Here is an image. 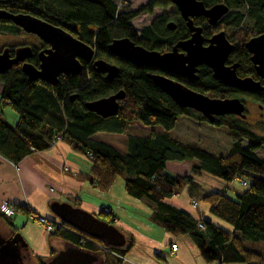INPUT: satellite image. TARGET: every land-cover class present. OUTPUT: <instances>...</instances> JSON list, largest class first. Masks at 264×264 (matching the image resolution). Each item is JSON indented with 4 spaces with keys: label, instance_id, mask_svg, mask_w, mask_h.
Returning a JSON list of instances; mask_svg holds the SVG:
<instances>
[{
    "label": "trees",
    "instance_id": "1",
    "mask_svg": "<svg viewBox=\"0 0 264 264\" xmlns=\"http://www.w3.org/2000/svg\"><path fill=\"white\" fill-rule=\"evenodd\" d=\"M119 1L0 0V9L14 14H29L62 28L91 45L96 60H103L119 69L115 78L107 80L104 74L83 66L79 74L62 76L54 86L30 81L21 72L20 65L0 74L3 87L0 107H10L18 117L15 125H10L0 110V156L16 165L56 142H65L89 159L91 167L86 179L92 187L107 193L121 178L129 196L146 198L151 203V218L166 234L174 238L188 236L207 263L264 264V250L258 248L264 246V161L255 154L264 144L246 129L243 122L235 121L233 115L218 117L210 123L199 113L181 108L153 83L151 76H167L213 99H226L232 95L245 97L249 93L230 90L213 79L206 67L200 68L197 80L189 81L159 69L133 65L110 53L108 45L122 37L147 49L163 52L162 46L170 47L188 34L182 19L176 16L172 19L180 23V30L170 32L167 28L170 18L164 11L142 27L139 33L132 26L131 20L141 12L152 13L156 7L165 9L171 0H148L137 10H130L127 4L120 8ZM201 1L206 7L225 3L234 11L236 24L242 19L238 10H244L260 23L262 7L260 5V10H257L254 3H264V0ZM0 23L11 24L20 33H0L1 50L26 44L24 38L28 34L20 27L6 19H0ZM29 62L36 64L33 60ZM119 91L124 93V99L119 102L115 116L104 119L86 110V103ZM261 102L264 105V100ZM179 117L226 128L235 140L230 151L224 157H217L195 143L174 138L172 131ZM129 125L131 134L127 135ZM118 136L122 138L121 142ZM243 141L246 142L245 147ZM171 161L190 163L192 174L169 175L165 165ZM203 172L225 182L238 179L246 184L245 189L233 197L203 191L198 194L210 214L228 228L201 216L194 218L165 201L180 194L187 186L197 187L194 176ZM16 211L32 215L27 208L19 207ZM0 219L8 224V218L2 213ZM198 223L204 226L203 230L198 228ZM59 225L62 229L49 233V240L68 241L90 253L101 252L104 256L102 264H122L132 244L128 241L125 248L109 247L102 240L92 238L64 221ZM84 238L105 249L91 243L82 244Z\"/></svg>",
    "mask_w": 264,
    "mask_h": 264
},
{
    "label": "water",
    "instance_id": "2",
    "mask_svg": "<svg viewBox=\"0 0 264 264\" xmlns=\"http://www.w3.org/2000/svg\"><path fill=\"white\" fill-rule=\"evenodd\" d=\"M177 6L182 19L190 31V37L179 40L168 51L147 49L135 44L127 37L114 39L109 45L110 53L117 55L136 66L152 67L168 74L195 80L200 65L209 67L213 78L223 85L238 88H254L250 79H239L235 75V68H227L224 63L231 49V44L224 32H218L203 45L201 27L193 23V17L204 16L210 24H214L222 15L227 13L225 3H216L205 7L201 0H172ZM0 19L12 21L24 32L39 37L50 45L49 48L39 51V67L26 62L31 54L30 46H18L10 58L9 48L0 51V74L8 72L13 66L21 64V72L30 81H41L51 86L58 83L59 78L67 75H77L82 69L81 61L91 63L97 73L106 75L107 80L115 78L119 69L103 60L94 59L95 51L91 45L84 43L71 33L54 26L40 18L25 13H9L0 9ZM174 22H167L172 29ZM252 53L251 61L264 72V19L263 33L251 38L246 46ZM264 75V74H262ZM264 77V76H262ZM153 83L169 96L181 108H188L199 113L208 122H215L216 118L234 115L245 118L244 106L238 99H213L197 93L186 86L160 74L151 76ZM264 90V89H263ZM75 97L72 96L73 100ZM124 99L122 91L107 98L85 104L87 111L101 118H110L117 114L119 102ZM60 220L70 224L86 235L102 240L109 247H121L125 243L124 236L113 226H110L97 217L70 205L57 206L55 213ZM27 244L18 233L5 239L0 235V264H25L23 251ZM95 257L80 248H69L57 253L45 264H93Z\"/></svg>",
    "mask_w": 264,
    "mask_h": 264
},
{
    "label": "crops",
    "instance_id": "3",
    "mask_svg": "<svg viewBox=\"0 0 264 264\" xmlns=\"http://www.w3.org/2000/svg\"><path fill=\"white\" fill-rule=\"evenodd\" d=\"M134 19L131 20V24ZM1 91L2 88L0 93ZM176 123L177 120L172 133L176 129ZM90 167L89 159L62 141L52 144L44 151L25 157L16 165L0 156V204L5 202L14 211L12 217L8 218V224L4 219L0 222L4 225L5 232L15 230L22 235L27 244V252L31 253L39 264H45L61 251L77 248L68 241L49 240V234L34 220L35 216H41L60 224L62 220L55 213L57 206L62 204L80 209L116 228L125 239L124 245L119 248L127 247V242L132 241L122 264H214L207 263L201 258L197 247L188 236L174 238L166 234L151 218L153 209L151 203L147 199L139 200L129 196L125 191L124 182L116 180L107 193H101L92 187L86 179ZM165 170L172 176L192 174L191 164L188 162H167ZM194 179L197 187L187 186L180 194L165 200L166 203L178 210L186 211L194 218L201 216L223 228H228L215 219L210 214L208 206L199 200L198 194L201 191L213 190L209 185L199 183L195 176ZM205 180L214 182L207 176ZM222 186L225 189L226 186ZM221 193L229 196V190ZM141 201L146 204H140ZM192 201H196L197 210L192 208ZM19 207L27 208L32 215L17 212ZM102 209H109L110 213H103ZM135 215L142 221L133 222L132 216ZM102 216L109 220L101 219ZM32 231H39L40 235L32 239ZM172 243L177 246L176 252L170 249ZM91 254L95 257L93 264H102L104 256L101 252Z\"/></svg>",
    "mask_w": 264,
    "mask_h": 264
},
{
    "label": "flooded vegetation",
    "instance_id": "4",
    "mask_svg": "<svg viewBox=\"0 0 264 264\" xmlns=\"http://www.w3.org/2000/svg\"><path fill=\"white\" fill-rule=\"evenodd\" d=\"M172 4L175 6L176 17L182 19L181 14H180L177 6L171 0V3L169 5H172ZM260 5L262 7V10L259 9ZM254 7L257 10H260L259 11L260 23L256 22L254 20V18L249 17L246 14V12L243 13L241 10L240 11L238 10V12L242 13V19L238 24H236L235 20L237 17L233 16L234 11L230 10L229 7H228L227 13L222 15L214 24H210L208 22L207 18L204 16L193 17V21H194L195 25L200 26L202 29V31H201L202 38H203L202 42H203V45H205V46L209 44L208 40L213 35L217 34L218 32H221V31L225 33V37L227 38V40L231 44L230 52L227 56V60L224 63L225 67H227V68L234 67L235 68V75L237 78H239L241 80L250 79L252 81L253 86H254V88H238V87L224 85L227 88H229L230 90H233L235 92L236 91H246L249 93V95H247L245 97H237V96L232 95L231 97L226 98V99H238L243 104L244 110H245L244 111L245 118L235 116V119H238L240 122H243L247 126L246 129H248V131H250L257 138L258 141H261L264 144V105H262V102H261L262 100H264V90H263L264 89V77H262V76H264V75H262V74H264V72L261 70L258 71V69H256L258 66L256 64H254V62L251 61L252 53L246 47L247 42L251 38H255V37L259 36L261 33H263L264 3L263 4H262V2H258V4L254 3ZM237 15L239 16L240 14L237 13ZM245 20H247L246 23L249 22L251 24V26L254 28V30L250 31L247 28V25H246V27L244 26ZM168 21H173L175 23V30H170L167 27L169 29V31L173 32V33H177L181 27L180 23H177L174 19H169ZM182 21H183V25L187 28L186 22L183 19H182ZM257 24L259 25V28H258ZM187 31H188V34L183 39H180V40H184V39H187L190 37L191 33H190L188 28H187ZM27 34H28V36H25V38H24L26 40L25 45L30 46L31 54H30L29 58L26 59V62L31 64L29 61L33 60L36 62V64L35 65L31 64V65H33L35 67H39V63H40L39 62V55H38L39 51L49 48L50 45L48 43L44 42L43 40H41L39 37H37L34 34H31V33H27ZM178 41L179 40H176L173 45H175V43ZM172 46L167 47L166 50H163V52L170 50L172 48ZM14 50H15V48H13V49L9 48L10 58H13ZM0 51H1V49H0ZM94 59H95V55H94ZM81 64L83 66H88V67H91L93 69L91 63H85V62L81 61ZM18 65H20V67H21L20 63ZM202 67H206L207 70L210 72L209 74L213 78L211 69L205 65H200L197 68V70H198V72L196 74L197 78H198V74L200 73V68H202ZM100 74H102V73H100ZM104 76L106 77L105 74H104ZM165 77H167V76H165ZM178 77L189 80L185 77H181V76H178ZM197 78L195 80H197ZM169 79H171V78H169ZM172 80H174V79H172ZM174 81H176V80H174ZM189 81H194V80H189ZM176 82H178V81H176ZM180 84H182V83H180ZM248 105H252L256 109H258V111H259L258 116H254L253 119L249 118V114H248V110H247ZM263 146L264 145H262L261 147H263ZM12 234H14V233L12 232L9 235H5V236H3L1 234L0 235L5 239H9ZM26 251L27 250L23 251L24 262H25V264H31L30 257L27 255L25 256V254L27 253Z\"/></svg>",
    "mask_w": 264,
    "mask_h": 264
},
{
    "label": "rangeland",
    "instance_id": "5",
    "mask_svg": "<svg viewBox=\"0 0 264 264\" xmlns=\"http://www.w3.org/2000/svg\"><path fill=\"white\" fill-rule=\"evenodd\" d=\"M148 0H120L118 2V6L121 8L124 4L129 6L130 10H137L139 9L142 5H144ZM164 11L170 19L176 16V11H175V6L168 5L165 9L161 7H156L153 9L152 13H147V12H141L137 17H135L133 24L134 29L139 33L140 30L142 29L143 26L147 25L150 23V21L153 19V17L158 13H161ZM244 13V10H241ZM247 20L244 22V26L252 31L254 28L251 26V24L248 22L246 23ZM13 33L14 35H19L16 28H13L11 24L7 23H0V33ZM167 46H162V50H166ZM3 88L2 85H0V89ZM1 111L3 113L4 119L10 124V125H15L17 122V115L16 113L10 108V107H2L1 106ZM249 118L253 119L254 116H258V109L253 107L252 105L247 106ZM238 119H235L237 121ZM177 126L175 131L172 133L173 137L178 139L179 141L183 142H190V143H195L199 145L201 148L205 149L206 151L212 153L213 155L217 157H224L231 149V146L233 142L235 141L228 133V130L224 127H217L214 125H210L207 123H196L195 121L188 119L187 117H179L177 119ZM247 127V126H246ZM126 134H131V125L128 126L126 130ZM186 137V138H184ZM117 139V138H116ZM99 140H102V137L99 138ZM110 140V139H108ZM113 141V140H111ZM243 146H246V142H242ZM256 156L264 161V146L255 151ZM196 162V161H195ZM210 177L214 180V182H211L210 180H205V177ZM199 181V183L202 184H207L210 186V189L213 190L212 192L214 193H221V192H226L229 190V197L234 196L235 193H239L245 189V182H241L238 179H235L232 182H225L219 179H215L212 176L208 175L206 172L200 173L195 176ZM117 182H123L121 178L117 179ZM222 185H225V189L223 188ZM221 191V192H218ZM225 194V193H224ZM144 200L146 198H143ZM140 200V199H139ZM196 202V201H195ZM145 203L144 201H141L140 204ZM146 204V203H145ZM192 208L194 210L198 209V206L193 207V204L191 202ZM133 217V222L137 221L140 222L142 221L141 218H138L136 215ZM101 219L107 221L109 220L107 217L102 216ZM1 220V219H0ZM130 223V222H129ZM37 224V223H36ZM13 232V231H12ZM10 232V233H12ZM9 232H5V227L2 225L0 222V234L5 236L9 235ZM32 239H34L35 236L40 235L39 231H32ZM21 235V234H20ZM22 236V235H21ZM174 244V243H172ZM256 245H261V244H256ZM259 250H264V246H258ZM171 249V246H170ZM28 251V250H27ZM26 251V252H27ZM172 251V250H171ZM173 252V251H172ZM264 252V251H263ZM28 253V252H27ZM25 254V256H29L31 259V264H37L38 261L32 257L31 253ZM30 254V255H29ZM39 264V263H38Z\"/></svg>",
    "mask_w": 264,
    "mask_h": 264
},
{
    "label": "built area",
    "instance_id": "6",
    "mask_svg": "<svg viewBox=\"0 0 264 264\" xmlns=\"http://www.w3.org/2000/svg\"><path fill=\"white\" fill-rule=\"evenodd\" d=\"M192 204H193V207L197 206V203L195 201H192ZM102 212L103 213H110V210L109 209H102ZM0 213H2L5 217L9 218V217H12L14 211H13L12 207H10L7 203L4 202V203L0 204ZM34 220L47 233H51V232H54L55 230H61L62 229V226L59 225L58 223H54V222L47 220L46 218L41 217V216H35ZM198 228L203 230L204 226L201 223H198ZM81 243L82 244L83 243H91L92 245H94L98 248L105 249V247H102V246L94 243L93 241H91L89 239H83L81 241ZM171 250L173 252L177 251L176 244H171Z\"/></svg>",
    "mask_w": 264,
    "mask_h": 264
},
{
    "label": "bare ground",
    "instance_id": "7",
    "mask_svg": "<svg viewBox=\"0 0 264 264\" xmlns=\"http://www.w3.org/2000/svg\"><path fill=\"white\" fill-rule=\"evenodd\" d=\"M203 2V1H202ZM193 23H194V21H193ZM170 30H175V24H174V27L172 28V29H170Z\"/></svg>",
    "mask_w": 264,
    "mask_h": 264
},
{
    "label": "clouds",
    "instance_id": "8",
    "mask_svg": "<svg viewBox=\"0 0 264 264\" xmlns=\"http://www.w3.org/2000/svg\"><path fill=\"white\" fill-rule=\"evenodd\" d=\"M49 234V233H48ZM84 239H89V238H84ZM90 240V239H89Z\"/></svg>",
    "mask_w": 264,
    "mask_h": 264
}]
</instances>
